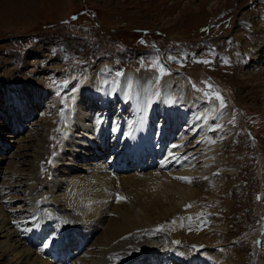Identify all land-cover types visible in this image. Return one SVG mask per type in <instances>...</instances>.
I'll return each instance as SVG.
<instances>
[{
    "label": "bare ground",
    "instance_id": "1",
    "mask_svg": "<svg viewBox=\"0 0 264 264\" xmlns=\"http://www.w3.org/2000/svg\"><path fill=\"white\" fill-rule=\"evenodd\" d=\"M260 26L264 29V24ZM256 30H252V35L263 37L264 32L259 33ZM248 36L244 29L235 30L232 34L233 44H227L228 38H225L220 52L229 56L241 51L242 54L250 55L255 65L262 64L264 37L261 42H256L253 39L248 41ZM260 66V72L251 73L249 80L240 82L237 92L239 104L261 101V108L264 107V63ZM4 69L0 88L9 85V89L19 90L24 99L32 104L37 105L43 97L48 99L49 104L45 112H39L42 120L37 122L40 123L35 122L36 127L27 137L17 142V150H21L19 154H15L17 160L8 161L0 156V165H6L0 171V245L5 247L2 256L6 255L7 258L14 254L18 257V264H52L51 257L55 255L59 258V254H63L60 252L57 255L51 250V246L59 244L64 247L58 239L65 229L61 224L66 223L67 228L72 229L65 234V238L69 237L70 240L66 249L73 245L72 252L77 253L75 244L77 246L79 243V246L83 247V254L72 264H166V257L171 259L173 264L244 263L243 258L238 255V249L224 248L230 241V231L227 221H223L224 217H219L224 209H229L228 202H223L222 198L226 197L232 186L214 189L209 186L211 183L203 178L194 179V183H186L180 177H183L190 164L179 163L181 166L176 168L178 171L173 177L172 173H168V160L164 158V163H161L157 170L147 165V170L134 169L133 173L124 172L118 166V156H111L108 165L104 163L109 150L99 149L88 153L85 158V155L75 153L74 142L64 138L72 134V140L69 139L77 140L81 134L77 133L75 127L84 126L90 129L93 124L89 125L88 122L91 121L98 126L104 117L102 112H108L110 122L114 126V136L123 132L126 136L133 131L130 138H123L124 143L138 145L139 151H149V138L155 142V137L158 136V128L153 121L160 111L168 120L173 119L169 127L162 131V138L156 140L158 145H167L175 140V137L171 139L172 132H178L180 124H184L183 120L187 119V126L197 127L198 123L191 113L201 114V110L205 109L203 106L198 110L194 104L191 105L193 97L189 93L193 84L190 79L186 80L189 86L186 89L181 87L179 78L164 79L162 85L156 86V76L152 72L129 71L122 78V89L115 90L111 85L114 69L107 59H103L74 84L71 94L66 93V96L60 97L51 94L54 92L53 88L41 83L35 84L34 80L24 79L26 82L21 83L22 79L16 75V68L8 66ZM105 81L111 83L109 96L106 93L107 88L102 86L106 85ZM110 96L112 99L109 102ZM73 99L75 102H72ZM62 103L65 106L60 112ZM95 103L98 104L95 109L98 112L93 110ZM111 103L113 108L110 107ZM157 104H160L161 109H156ZM115 105L118 106L114 108ZM217 108V104L212 106V112L215 113ZM35 111L37 108L29 110L23 117L18 114L19 123L33 116ZM70 112L74 113L75 118L70 116ZM124 112L126 124L123 123L119 132ZM45 114L47 117H44ZM6 121L8 126L0 125V129L9 128L10 120ZM141 131L146 135H138ZM91 135L93 136L89 134ZM2 136L3 134H0V137ZM7 136L11 138V135ZM27 141L29 144L22 145ZM184 147L176 149L181 151ZM226 147L232 152L238 148L234 145V139L226 141L223 148ZM260 148L263 149L261 145ZM51 159L54 162L52 161L47 170L46 179H42L43 162L47 160L50 164ZM181 161L183 160H179ZM60 162L64 164L59 165ZM75 165L78 170L75 167L72 174ZM127 165L132 166L129 162ZM207 172L209 171L195 173L211 175ZM17 186L21 190L20 195ZM170 193L173 194L174 203L169 206ZM119 197L125 199L121 200ZM211 204H217V208L211 207ZM204 206L212 208L215 212L205 209ZM184 207H189L191 213L188 214L193 220H189V217L184 220V215L180 218L179 214L183 213ZM202 208L209 213L211 223H207V228L203 231L196 232V228L203 227L204 218L200 214ZM171 221L174 223L169 229L161 227ZM46 239H53L54 244L45 247ZM34 248H39L40 255ZM174 256L176 259H172ZM1 258L0 264H5V258H2L4 262Z\"/></svg>",
    "mask_w": 264,
    "mask_h": 264
},
{
    "label": "rangeland",
    "instance_id": "2",
    "mask_svg": "<svg viewBox=\"0 0 264 264\" xmlns=\"http://www.w3.org/2000/svg\"><path fill=\"white\" fill-rule=\"evenodd\" d=\"M72 14H78L74 22L70 23L67 21L70 24H61L63 21L69 19ZM223 15H226V17L221 18ZM262 16H264V0H0V81L4 77V68L8 66L18 70L16 75L21 76V78H19L22 79L20 80L21 83L26 82L24 79L27 81L34 80L33 82L35 84L46 83L47 85H50L48 82L55 83L51 80L59 79V81H61L62 73L67 72L66 74H69L72 67L64 69V54L62 52L54 54L52 49H60L62 48V44L66 43L68 49L74 53V57L88 56L89 42L85 40L86 38L89 41H93L91 52L93 51L94 58L103 56L100 54L103 52L102 49H105L107 54L104 56L111 57L109 60H112V57L118 60V65L116 66L120 75L124 73L125 69L129 68L128 66L140 67L139 70L163 66L165 70H171V73L166 72L167 74L165 75H169L168 78L171 79L179 78L182 83L181 87L184 89L189 88L186 84V80L190 79L193 84L192 88L196 90L189 93L193 97L191 105L194 104L198 110L204 106V108H209L210 113L214 114L212 112V106H215L217 103L213 105L208 104L212 102L210 100L215 97V95L212 97L211 93H222L225 104L228 105V103H230L229 101H233L232 110L236 108L240 112V115H235L232 118L237 121L236 123L232 122L234 128H231L229 125L224 126V123L220 122L215 125V129L218 130L224 127L220 131L215 132L213 131V120H210V118L216 119V121L219 122L218 116H210L206 109L202 110L203 112L201 115L197 112L191 113L193 118L195 117V121L199 118L198 126H179L178 133L174 138L175 140L167 144L168 146L162 144L158 145L149 138L151 144L148 149L149 155L145 156V158H147L145 163L148 161L154 162V160L158 161L159 159L162 161L164 158L162 156H165V158L169 160V163L172 162L170 164L171 166L186 162L189 164L191 163V167L192 165L204 167L205 162L209 159V157L205 158L204 156L217 151L221 140H223L225 145L226 141L234 139V145L239 149L237 148V150L232 152V150L229 148L227 149V147L223 148V145L221 149L217 151L218 153L216 152L217 157L221 158L220 163L222 162L221 164H223H220L221 167H228L223 170L222 173L216 174L212 179L210 175L201 177L197 173L191 172V175V173L187 172L185 176L183 175V177L180 178L187 177L194 183V180L191 179L195 174V176H199L201 180H208L211 183L209 186L214 189L223 187L225 189L232 186V189L227 191L228 194H226V197L223 196L222 198L223 202H228L229 205L226 206L227 209H229H224V212L222 211L221 215H219V217H224L223 221H227L230 231L228 236V240L230 241L226 243L224 248L231 247L238 249V255L243 258V264H264V254L261 256L259 244L256 243L257 239L262 234L260 232L262 222H260V213L258 214L259 211L261 212V204L254 199L256 185H258V197L261 196L262 190V178L260 174L262 172L261 163L262 161L264 162V125L259 131L261 136L258 137L259 141L257 148L253 149L251 147L253 143H257V140H254L251 135L257 130L258 126L262 125L264 120V107L261 108V101L241 105L238 103L239 97L237 95L240 82L249 80L252 75L251 73L260 72V69H262L260 65L264 63V56L261 57V59H263L262 64L255 65L252 61V57L247 53L242 54L240 51L233 55L229 54L228 56L220 52L224 45L221 43L225 42V38H228L226 43L232 45L234 41L232 37L233 32L238 29H244V27L246 33L249 34L248 41L253 39V41L261 42L264 35H262L263 37H259L257 34L252 35V30L257 29L256 31L259 33L264 32L263 27L260 26V18ZM218 19H220V21H226V23L219 28L217 33L212 32L213 36L217 35L212 40L199 43V45L195 46V43L200 41L202 36L207 35V33L205 34L202 32L203 28L218 24L220 22H216ZM156 33H161L162 35H157ZM144 34L145 36L143 37ZM152 36H158L163 41L156 43L154 39H151V41L141 47V45ZM80 39L85 42V46L79 41ZM183 40L189 43L187 50L188 56L186 55V45L183 44ZM213 42L216 43V45H210L206 49L201 50V48ZM84 48L86 54L84 53ZM163 48H165V52ZM103 59H100L99 62ZM92 60L93 59L86 60L82 68L98 62V59L93 60L94 62ZM205 60L210 61V63L200 62ZM225 61H227V63H225ZM249 62H251V64L244 67ZM209 67L217 68L208 69ZM220 68L228 69L230 72H222L219 70ZM61 69H64V71H61ZM178 69L185 72V74H181V72L175 74ZM129 71L132 70H128L127 72ZM50 74H54L56 79L54 75ZM188 76H190V78H187ZM212 76H216V78L213 79L211 78ZM201 77L207 79L201 80ZM212 79L215 81L214 85L210 83ZM59 81L56 80L57 85L64 83L66 79L63 78L62 82ZM183 81L185 83H183ZM219 81L224 82V85H219L217 83ZM111 83L110 84L113 86V79ZM69 84L70 82L66 83L64 86L65 89H67ZM208 85L212 87L209 88ZM47 87L54 89L52 86ZM58 89L60 90L61 87H58ZM52 93H55V90ZM66 93L67 95L71 94L72 88L69 89L68 92L54 95L63 97L64 95L66 96ZM41 100H47V102H43L40 105L41 107L46 103L47 105L49 104L47 98L43 97ZM176 100L178 101V99ZM197 100H199L200 103ZM207 101L208 103H205ZM47 105H45V108ZM40 106H37L35 103L32 104L29 100H25L24 95L19 90L9 89V85H4L0 88L1 127L5 125L8 126V121L6 120H10L9 128L0 129V134H3V136L0 137V147L2 148L0 156H3L4 159L6 158L8 161L11 159L13 161L17 160L15 154H19L21 151L17 150V142H19V139L27 137L29 132L36 127L35 122L40 121V119L34 118L30 122H25V119H23L20 123L22 126H19L18 114L23 117L33 108H37L34 114H39V112L44 111ZM116 106L117 105H115L114 108H116ZM97 107L98 104L95 103L93 110L95 111ZM110 107L113 108L112 103ZM95 112H98V110ZM247 112H250V114H247ZM102 113L105 118H108V112ZM243 115L245 117H243ZM31 117L33 116H29V118ZM227 117H229L228 111L219 114L220 120ZM125 118L126 112H124L121 118V122L124 124H126ZM229 118H227V120ZM244 119H247V121H244ZM153 123L157 125V128L161 127V129L157 131L159 137L156 135L157 138L155 139V141H158L161 139L162 128L168 125L162 117H156ZM19 128H21V131L18 130ZM14 131L15 133H13ZM196 132L199 133L194 137L195 134H197ZM7 135H11V138H8ZM71 136L72 134L67 136V138L69 139ZM172 137H174V135H172ZM114 138H110L112 144L109 147V151L115 155H120L126 148H123L122 141L120 143L118 137ZM178 138L180 140L179 143L176 141ZM70 139L72 140V138ZM84 140L85 142L83 139H80V137L77 138V140L73 139L75 143L74 146H76L74 147L76 148V154H82L77 151V149H81L83 153L86 152L84 151L85 149L83 147L85 146L83 144L89 141L86 139ZM192 141L194 143L188 144L187 152L179 153V151H171L174 148L170 147H174V145L177 147L181 143L185 144ZM199 143H205V145L197 146ZM27 144H29L28 141L22 143V145ZM260 145L263 149L260 148ZM159 149H163V151L159 152ZM131 150L134 151V148L130 149V151ZM165 151L166 153L164 154ZM167 151H169V153H167ZM219 153L220 155H218ZM256 153H260V155L258 154L256 156L257 172H254L256 171V167L255 160L252 158ZM125 156H127L128 161H132L135 158L128 152H125ZM179 160L183 161L179 162ZM52 161L54 162L52 159L51 161L49 160L50 164H48L47 160L43 162L42 170L44 171H42V179H46L47 170L51 163H53ZM140 162L142 163V161ZM62 164L64 163H59V165ZM5 166L6 165L1 164L0 171H2ZM75 167L78 170V167L75 165L72 169V174L75 172ZM222 168H218L217 170ZM170 170L169 168L168 173H172V170ZM207 173L212 175L210 171ZM214 174L213 172V175ZM17 191H19L18 194L20 195L21 190L18 186ZM171 192L174 193L173 191ZM172 193L169 194L171 196H168L169 206L174 203ZM254 203H256V205ZM217 204L219 205V203ZM217 204H211V207L217 208ZM204 208L209 209L211 212H215L212 211L213 209L210 207L206 208L204 206ZM204 208L200 211L201 214L209 215ZM188 213H191L189 207H184L183 213H180L179 216L181 218L184 215L182 218L186 220L189 217ZM207 218L203 222V227L195 229L196 232L203 231L207 228V223H211L208 216ZM256 219L259 222L256 227H248L245 223H242L244 221L257 223ZM263 219L264 218H262V221ZM189 220L193 219L189 217ZM182 222L187 223L188 221ZM173 223L174 222L171 221L161 227L169 229ZM193 224L195 223L193 222ZM92 239L93 238H90V240ZM38 246L39 245H36V247ZM17 249L18 248H16V250ZM37 249V253L40 255L39 248ZM34 250L36 249L34 248ZM4 251L5 247L0 245V257L5 258V264H18V257L16 255L13 254L6 258V255L2 256ZM2 258L1 261L4 262Z\"/></svg>",
    "mask_w": 264,
    "mask_h": 264
},
{
    "label": "snow or ice",
    "instance_id": "3",
    "mask_svg": "<svg viewBox=\"0 0 264 264\" xmlns=\"http://www.w3.org/2000/svg\"><path fill=\"white\" fill-rule=\"evenodd\" d=\"M200 62L201 63H210V61H207V60L200 61ZM225 63H227V61H225ZM160 70H161V72H164L163 66H160ZM208 87L211 88L212 86L211 85H208ZM214 95H215V99L220 101V107L221 108L225 107L223 97L219 93H215ZM174 147H176V146L174 145ZM181 179H185L189 183L191 182L190 179H188V178H181ZM119 199L123 200L125 198L124 197H119ZM189 207H190V205H189ZM52 244H54V240H52V239H46L44 246L45 247H49Z\"/></svg>",
    "mask_w": 264,
    "mask_h": 264
}]
</instances>
